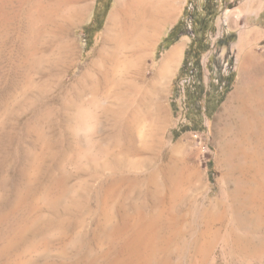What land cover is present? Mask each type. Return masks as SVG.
Listing matches in <instances>:
<instances>
[{
  "label": "rangeland",
  "instance_id": "rangeland-1",
  "mask_svg": "<svg viewBox=\"0 0 264 264\" xmlns=\"http://www.w3.org/2000/svg\"><path fill=\"white\" fill-rule=\"evenodd\" d=\"M38 1L0 0V264H264V79L235 99L264 0H214L205 93L233 80L211 116L179 74L205 0H177L128 87L121 65L90 64L115 0L73 27L71 1Z\"/></svg>",
  "mask_w": 264,
  "mask_h": 264
},
{
  "label": "bare ground",
  "instance_id": "bare-ground-1",
  "mask_svg": "<svg viewBox=\"0 0 264 264\" xmlns=\"http://www.w3.org/2000/svg\"><path fill=\"white\" fill-rule=\"evenodd\" d=\"M66 1L67 0H40L38 1L41 10L40 14L43 12L47 14L51 9H57L65 4ZM68 1L72 2L73 9L71 14L69 13L71 16L69 18L66 17L68 18V20H66L69 26L73 27L78 24L88 12L90 0ZM176 13L177 0H115L113 9L109 13L105 28L103 29L99 44L94 51L90 64L94 66L97 63H101L103 67L113 64L121 65L124 68L122 70L125 71L127 75L125 79L127 87L146 85L148 80L144 73L146 61L151 56L162 30L174 19ZM64 22L66 21L64 20L63 23ZM36 24H39V22ZM60 25L63 26V24ZM247 33L250 34V37L253 39L255 37L264 36V32L255 27L251 28ZM244 40L245 38L243 37V40L241 39L238 43L237 46L239 48L244 45ZM181 47L182 45L175 46L167 56L173 58L177 57ZM105 71L106 70H104V72ZM102 76H104V74ZM257 76L264 79V52L258 53L256 51H251L243 58L239 82L237 83L235 91L236 96L234 94L235 99H239L237 95L238 88L245 85L246 88L243 89L247 91L252 88V86H258L260 84V82H257ZM98 79L97 77V80ZM234 96L223 109L230 105Z\"/></svg>",
  "mask_w": 264,
  "mask_h": 264
},
{
  "label": "trees",
  "instance_id": "trees-1",
  "mask_svg": "<svg viewBox=\"0 0 264 264\" xmlns=\"http://www.w3.org/2000/svg\"><path fill=\"white\" fill-rule=\"evenodd\" d=\"M203 15L199 12L194 11L190 14V19L193 27L191 28V42L189 43L186 51L183 63L179 69V74L181 76L188 75L189 73H194L195 71V83L194 89H188L187 99L189 102L191 101H200L203 97H208L209 102H213L206 108V113L208 116H211L213 111L216 109L218 104L223 100L225 94L229 90L230 83L233 80L231 74L229 78H227V84L224 86L223 92H218V86H214L211 92L205 93V87L203 84V67L200 63V58L202 54L210 48V42L207 40L206 35L208 32L214 31L215 25L214 20L217 14V4L214 0H205L203 4ZM183 20H180L170 32V42L175 41L178 38V34L182 31L183 28ZM168 39V38H166ZM221 44V42H219ZM195 65V66H194ZM220 77V76H219ZM220 79V78H219ZM195 90V92H194ZM196 112L199 115L200 108L195 106ZM192 125H186L185 129H196L197 120L191 119Z\"/></svg>",
  "mask_w": 264,
  "mask_h": 264
}]
</instances>
